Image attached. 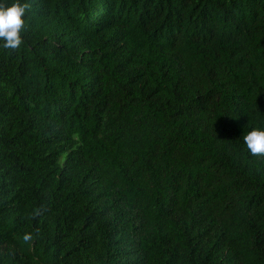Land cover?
I'll return each mask as SVG.
<instances>
[{"label": "trees", "instance_id": "16d2710c", "mask_svg": "<svg viewBox=\"0 0 264 264\" xmlns=\"http://www.w3.org/2000/svg\"><path fill=\"white\" fill-rule=\"evenodd\" d=\"M21 2L0 264H264V0Z\"/></svg>", "mask_w": 264, "mask_h": 264}, {"label": "clouds", "instance_id": "9594fccd", "mask_svg": "<svg viewBox=\"0 0 264 264\" xmlns=\"http://www.w3.org/2000/svg\"><path fill=\"white\" fill-rule=\"evenodd\" d=\"M26 8L21 0H13L8 6L0 0V47L14 49L20 45ZM243 139L252 154H264V130L253 129Z\"/></svg>", "mask_w": 264, "mask_h": 264}]
</instances>
